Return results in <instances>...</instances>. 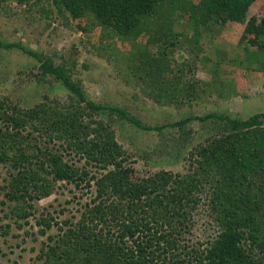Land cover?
Here are the masks:
<instances>
[{
  "label": "rangeland",
  "instance_id": "obj_1",
  "mask_svg": "<svg viewBox=\"0 0 264 264\" xmlns=\"http://www.w3.org/2000/svg\"><path fill=\"white\" fill-rule=\"evenodd\" d=\"M180 1L168 21L183 40V45L176 47L170 40L151 41L155 29L167 31L165 24L154 18L143 20L141 28L122 37L94 25L88 15L72 18L56 0H32L28 4L16 0L1 2L0 42L16 45L10 50L0 46V100L9 99L27 110L42 104L54 106L55 102L68 107L71 103L79 105L91 114L83 117V121H96L94 127L97 123L104 124L99 126V132L91 131L87 139L103 137L99 140L104 143L112 138L110 150L123 152L118 160H125L122 163L130 169L133 179L155 177L163 171L183 177L193 174L197 166L196 149L206 145L213 134L222 136L235 131L217 119V123L191 119L182 126L172 124L211 113L241 121L263 114L264 65L260 61H264V42L251 34L245 36L246 25L236 22H228L221 31L201 30L200 39L195 42L192 38L195 28L189 22L185 4L197 5L202 0ZM252 17H264V0L254 1L247 21ZM190 39L194 41L191 43ZM40 60L77 84L88 101L107 109H120L127 117L110 110L96 112L80 103L60 79L41 68ZM182 67L186 83L193 84L200 94L198 98L180 93L182 85L177 84L174 76ZM261 123L245 135L237 132L234 138L235 147H241L258 163L264 160V147L258 140L264 139V119ZM28 132L24 130L23 134ZM247 133L253 135L251 140ZM33 135L38 136L37 132ZM69 143L55 136L50 144L43 145L52 154L63 155L71 172L69 179L53 184L48 196L23 204L32 216L28 223H20L21 228L10 216V208L15 204L8 201L5 195L8 190L3 188L11 168L1 164L0 264H45L40 256L49 252L67 229L82 228L78 225L82 219L80 212L94 197L97 180L113 170L114 165L105 164L86 143L82 148L84 155L79 154L80 148L67 150ZM85 172L88 175L81 181ZM211 193L202 194V204L194 212L196 226L192 234L199 244L215 232L210 215ZM41 217L51 220L52 226L39 225ZM66 222L69 224L65 225ZM87 223L88 226L91 221Z\"/></svg>",
  "mask_w": 264,
  "mask_h": 264
},
{
  "label": "trees",
  "instance_id": "obj_2",
  "mask_svg": "<svg viewBox=\"0 0 264 264\" xmlns=\"http://www.w3.org/2000/svg\"><path fill=\"white\" fill-rule=\"evenodd\" d=\"M7 1L0 0V3ZM16 1L28 4L32 0ZM254 1L202 0L197 5L186 3L189 22L195 28L192 38L196 42L200 39L201 30L206 33L221 31L228 22H236L246 25L245 36L251 34L264 42V17H252L247 21ZM56 3L69 11L72 18L88 15L94 25L122 37H128L141 28L143 20L154 18L156 22L165 24L167 31L155 29L151 41L170 40L172 46L183 45V40L168 22L180 0H56ZM193 39H190L191 43ZM14 45L0 42L1 47L9 50ZM20 48L37 57L29 49ZM40 62L41 68L60 79L80 103L96 112L110 110L127 117L120 109H107L88 101L77 84L52 66ZM260 62L264 65V61ZM174 78L179 86L182 85L180 93H185L188 98L200 96L193 84L186 83L185 68H180ZM55 103L54 106L42 104L37 109L27 110L9 99L0 100V152L4 153H0V166L5 164L11 168L9 176L4 178L3 188L8 190L5 194L8 201L15 204L9 213L16 225L21 228L20 223H28L32 216L23 206L27 200H40L50 194L56 181L69 179L71 166L64 163L63 155L52 154L51 150L43 148L55 136L61 141L74 143H69L67 150L80 148L79 154L83 155L82 148L86 143L91 152L99 153V158L107 165H114V169L97 180L94 197L80 212L82 219L78 225L82 228L73 230L74 226H71L67 229L55 246L40 256L45 264H264V160L260 163L253 161L241 147H235L234 142L237 132L245 135L259 127L264 113L244 121L211 113L172 124L178 127L191 119L214 120L215 123L218 120L235 132L222 136L213 134L206 145L198 147L193 174L183 177L163 171L155 177L137 180L131 178L130 169L124 167L122 162L125 160H118L123 152L110 150L112 138L104 143L99 140L103 137L87 139L91 131L99 132V126L104 124L97 123L94 127L96 121H83V117L91 114L79 105L71 103L68 107ZM24 130L29 132L24 135ZM34 132L38 136H34ZM247 135L251 140L253 135ZM258 140L264 147L263 137ZM33 149L37 152L31 154ZM88 155L93 157V154ZM87 175L83 173L80 180L84 181ZM207 192H212L210 215L215 232L199 244L192 234L196 226L194 212L202 204V194ZM37 222L52 226L51 220L44 217Z\"/></svg>",
  "mask_w": 264,
  "mask_h": 264
}]
</instances>
